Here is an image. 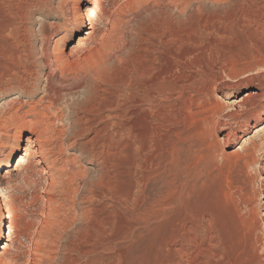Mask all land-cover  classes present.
<instances>
[{"label": "rangeland", "instance_id": "374dc122", "mask_svg": "<svg viewBox=\"0 0 264 264\" xmlns=\"http://www.w3.org/2000/svg\"><path fill=\"white\" fill-rule=\"evenodd\" d=\"M84 1L0 0V160L27 147L0 168V260L264 264V0ZM80 9L82 40L67 42ZM22 64L30 83L9 88L2 75ZM159 71L151 104L124 90ZM111 104L105 133L75 122Z\"/></svg>", "mask_w": 264, "mask_h": 264}, {"label": "bare ground", "instance_id": "6f19581e", "mask_svg": "<svg viewBox=\"0 0 264 264\" xmlns=\"http://www.w3.org/2000/svg\"><path fill=\"white\" fill-rule=\"evenodd\" d=\"M83 1V0H82ZM88 1H91V0H85L84 3L87 5V2ZM264 6H262L263 8ZM82 9H80V14L78 15V18L76 19V21L74 22L73 26H72V29H71V32L69 33V36H68V39H67V42H71L72 40H75L76 38L77 39H80L78 42H80L82 39L81 37L79 38V34H81L84 26H85V22L83 21V14L81 12ZM264 13V12H263ZM264 16V14H263ZM86 17H87V20L90 21L91 18H90V15L87 13L86 14ZM264 20V19H263ZM260 25H261V29L264 30V21H261L259 22ZM91 25V24H90ZM87 34H89V32H86ZM85 38V37H84ZM56 49V48H55ZM163 54V53H162ZM47 58V57H46ZM145 58V57H144ZM153 60V59H152ZM155 62V61H154ZM158 62V61H157ZM160 62V61H159ZM46 65L48 67V71H47V74H46V78H47V81L50 80L51 78V75H52V70H51V63H53V66L55 67V69H59V66H60V59L57 57V56H54V59L52 61L50 60H47L46 62ZM30 65V64H29ZM16 66V65H15ZM158 66V65H157ZM17 69L14 70V68H8L7 70V74H3L2 75V79H4L5 81H7V83H9V88H13V87H19V86H24L25 84L27 83H30V81L28 80V77H27V74L31 71L29 67H27L26 64H22V65H17ZM148 67V66H147ZM152 68V67H151ZM159 68V67H158ZM95 69V68H94ZM148 69V68H147ZM162 69V68H161ZM91 70V69H90ZM145 72H147V70L144 69ZM158 71V70H157ZM144 72V73H145ZM156 72V71H155ZM31 73V72H30ZM146 74V73H145ZM144 74V75H145ZM157 76L155 77V80L153 82L148 81V82H141V81H138L136 78L135 79H132V80H129L127 81L125 84H124V90H127V93L129 94L130 93V90L131 88H135L137 90H139V92L142 93V96H141V101L143 102H150L153 98H160L162 95H163V89H162V83H163V77H165L163 71H159V74H156ZM29 76V75H28ZM92 77L95 79V80H98L100 79L101 75L100 73L98 72L97 69L93 70L92 71ZM93 84V83H91ZM52 87V86H51ZM50 85L48 84V87L47 88H50ZM94 88V87H93ZM49 89V90H50ZM52 90V89H51ZM123 94V93H122ZM121 94V95H122ZM127 94V95H128ZM135 94V93H134ZM137 94V93H136ZM252 92H249L247 93L246 95H251ZM132 95V94H131ZM140 95V94H139ZM245 95V96H246ZM137 96V95H136ZM242 97L240 100H238V105L239 107H246L247 106V103L249 102V98H246V97ZM102 98V97H101ZM128 99V98H127ZM139 99V98H138ZM104 100V99H103ZM102 100V101H103ZM133 100V99H132ZM95 101V100H94ZM100 101V100H99ZM98 101V102H99ZM140 101V102H141ZM123 102V101H122ZM142 102V103H143ZM113 103V102H112ZM102 104V103H101ZM151 104V102L149 103ZM112 105H109L108 107H111L109 109H103V107L99 106V105H95V107L93 108V112L90 113L89 116H86L84 118H79L75 120V122H77V124H81L83 122V124H86L89 128V124L91 123H96V124H100L99 126V129H97L96 133L100 134V132H103L105 133V131H108L109 130V125H110V121L112 119H116L118 117V112L112 108ZM107 107V106H106ZM118 107V106H117ZM92 111V109H90ZM89 112V111H88ZM249 114V116H246L245 119H244V124H243V127L246 128L249 124H248V121H249V118H250V114L251 116H253L252 118L254 119V121L258 120L259 118H261V111L260 109H257L255 107H253L252 110H249L247 109V115ZM114 123V121H113ZM95 124V125H96ZM116 124V123H115ZM222 126H224L225 124H222ZM83 126V125H82ZM117 126V125H116ZM94 127V126H93ZM113 127V126H112ZM111 127V128H112ZM86 130V128H80V131L82 132L83 130ZM95 129V127H94ZM89 130V129H88ZM264 129L262 128L257 130L258 132V135L259 133H261ZM115 131V130H114ZM240 131H243V129H240ZM109 133V132H108ZM256 134V133H255ZM254 134V135H255ZM95 135V134H94ZM253 135V137H254ZM226 137H229V132L227 134H225ZM97 137V136H96ZM95 137V138H96ZM256 137V136H255ZM99 138V137H98ZM103 138V137H102ZM105 138V137H104ZM92 139V138H91ZM90 139V141H91ZM94 139V138H93ZM254 139V138H253ZM246 141V140H245ZM251 141V140H250ZM249 143V139L248 141H246ZM93 143V141H92ZM94 144V143H93ZM30 146H33L31 143H29ZM102 145V144H101ZM94 149V148H93ZM27 151V147H22L19 143H16L15 145H13L11 147V149L9 150V152L7 153L6 157H4L2 160H0V168L2 167H5V166H8L11 162V160L13 159V157L15 156H22L21 155V151ZM94 152V151H93ZM97 156L99 157V153L97 154ZM105 163V162H104ZM111 176V175H110ZM147 178V177H146ZM145 178V179H146ZM139 184V182H138ZM142 185V184H141ZM140 187V186H139ZM142 189V188H141ZM139 191V190H138ZM75 192V191H74ZM93 193V196H99V194L97 192L94 193V191H92ZM85 198V197H84ZM87 198V197H86ZM83 200V199H82ZM92 201V197L91 198H87L85 200V202L87 203V205L82 209V212L80 213L82 219H83V226H78L77 229H76V233H77V236L81 235L83 232L87 231V229H90V225L88 226V223H92L93 221V217L91 216V211H93L91 205ZM68 202H69V199H68ZM5 204V203H4ZM4 204H3V199L0 198V242L3 240V237H5V233L3 231V221L5 220V218H7V215H5V208H4ZM74 204V203H72ZM71 209V208H70ZM95 209V208H94ZM56 210V209H55ZM81 211V210H80ZM65 221V220H64ZM48 224V223H47ZM191 226V225H190ZM195 227V226H194ZM190 231V235L188 234L186 237L187 240L189 241H194V239L196 238V233H194L192 230H189ZM9 233V232H8ZM7 233V234H8ZM184 234V233H183ZM198 234V233H197ZM83 235V234H82ZM183 236V235H182ZM57 237V236H56ZM212 235L209 231H206L205 232V237L204 239L210 244H212L213 246V241H212ZM183 238V237H181ZM185 239V238H184ZM37 240V239H36ZM185 241V240H184ZM39 242V241H38ZM187 243V242H186ZM192 243V242H191ZM87 245V244H86ZM207 245V244H206ZM74 246V245H73ZM197 246V245H196ZM209 246V245H208ZM207 247V246H206ZM6 248H7V244H0V249H2L3 251L0 252V255H4L6 253ZM46 250V249H45ZM185 248H183V244L180 245V249L179 251H181L182 254H184ZM88 251V250H87ZM86 251V252H87ZM187 252V251H186ZM185 252V253H186ZM189 252V251H188ZM191 252H193L191 250ZM196 253V252H195ZM198 254V253H197ZM187 255V254H186ZM195 255V254H194ZM203 255V254H202ZM198 256V255H197ZM205 256V255H204ZM49 258V257H48ZM1 259V258H0ZM52 259V258H50ZM202 259V258H201ZM51 262V261H50ZM0 264H7V263H3L1 260H0Z\"/></svg>", "mask_w": 264, "mask_h": 264}]
</instances>
